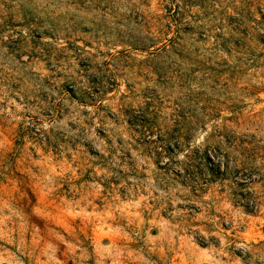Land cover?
<instances>
[{
	"label": "rangeland",
	"instance_id": "rangeland-1",
	"mask_svg": "<svg viewBox=\"0 0 264 264\" xmlns=\"http://www.w3.org/2000/svg\"><path fill=\"white\" fill-rule=\"evenodd\" d=\"M0 264H264V0H0Z\"/></svg>",
	"mask_w": 264,
	"mask_h": 264
}]
</instances>
